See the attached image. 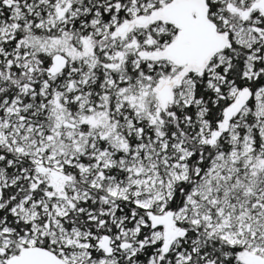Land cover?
Here are the masks:
<instances>
[{
  "label": "snow or ice",
  "instance_id": "snow-or-ice-1",
  "mask_svg": "<svg viewBox=\"0 0 264 264\" xmlns=\"http://www.w3.org/2000/svg\"><path fill=\"white\" fill-rule=\"evenodd\" d=\"M0 264H264V0H0Z\"/></svg>",
  "mask_w": 264,
  "mask_h": 264
}]
</instances>
